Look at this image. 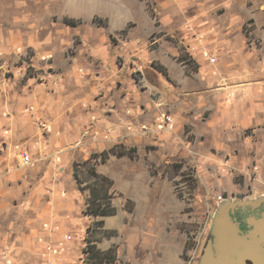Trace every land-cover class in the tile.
<instances>
[{
	"label": "rangeland",
	"instance_id": "rangeland-1",
	"mask_svg": "<svg viewBox=\"0 0 264 264\" xmlns=\"http://www.w3.org/2000/svg\"><path fill=\"white\" fill-rule=\"evenodd\" d=\"M258 9L261 29L250 14ZM107 11L108 25L93 21ZM73 15L82 22L63 23ZM16 37L19 46L8 50ZM206 48L216 62L203 57ZM68 61L78 65L76 75L65 71ZM35 87L82 110L95 105V120L132 130L88 151L89 163L77 168L80 190L73 165L86 161L76 146L86 137L65 157L29 152L34 160L23 165L28 150L3 137L5 127L0 264H55L46 245L63 239L68 264H85L88 239L114 248L118 264H199L220 202L264 195V121L242 128L220 107L226 91L234 101L242 88L264 90V0H0L1 115L12 117ZM162 109L176 118L172 132L161 127ZM32 111L26 105L19 114L35 123ZM73 116L63 123L72 133ZM112 147L131 156L110 154ZM92 171L112 181L106 201L114 215L85 213Z\"/></svg>",
	"mask_w": 264,
	"mask_h": 264
},
{
	"label": "crops",
	"instance_id": "crops-1",
	"mask_svg": "<svg viewBox=\"0 0 264 264\" xmlns=\"http://www.w3.org/2000/svg\"><path fill=\"white\" fill-rule=\"evenodd\" d=\"M262 12L263 11L261 9H258L251 11L250 13L253 16L254 22L256 24V29L263 28V23L260 20V14ZM103 14L105 15V17L103 18L107 19L108 25V18H112V15L108 11L106 13L103 12ZM64 17H75V15ZM64 17L62 19H64ZM16 38L17 39H15L13 42H9L8 50L11 51L15 47L19 46L21 39L18 37ZM35 41L36 40L32 42L35 43ZM42 49L44 51L41 53L37 52L34 55V59L39 55L44 57L46 52H50V50H52V47ZM205 50L209 49L206 48ZM215 57L217 61V56ZM58 60L62 63L60 59ZM206 60L209 61L208 59ZM67 63L69 64V66H71V68H67L65 71H73L74 75H76L78 65L73 66V62L70 61H68ZM72 67L74 68L72 69ZM230 73H232V71H230ZM28 94L29 95L25 96L21 102L14 104L11 109L13 110L12 117H3L1 113L2 111H4V108L0 105V133L6 129L5 127L7 125H9L10 129H6L7 133L3 135V137L17 138L19 141H23L21 147L27 149L28 153L40 152L41 154L48 155L52 159L59 158V154H61L62 157H65L69 153H71L70 151L73 148L71 146L77 144L76 142L78 140L80 141L82 138L86 137V140L76 146H79L82 150L87 152L84 158L87 160L90 156V153L88 152L89 150L95 149L96 152H99L100 150L104 149V142H102L104 137L107 138L109 136H114L116 138L117 136L129 134L132 130V125L129 123L128 125L115 124V126L108 127L107 124L104 123V120H99V118L95 120L93 117L94 115H96L95 105H92V109L82 110L81 105L73 103V105L71 106L68 103V100H61L60 102H58L54 99L55 97L53 98L50 94H42L41 87H35L33 90L31 89V92ZM229 94L230 93L227 91L221 93V98H224V101L221 103L220 107L224 119H227L229 122L235 123L237 124V126H240L242 128L249 126L251 123L256 124L260 121H264V90L262 88L259 89L258 87H247L242 88V90H237L234 96L236 97V99L234 101L227 100ZM257 98L262 99V102L256 103ZM247 101L249 102L247 103ZM26 105H31L33 107L32 112L34 113L31 116L35 120V123H32L31 117L29 115L20 116V110L26 107ZM124 107L125 109L127 108L128 111L132 110L126 104H124ZM112 108L113 110L116 109V113L119 114L115 105H112ZM71 110L75 112L77 110H81L83 114L79 116H73V114H70ZM71 115L75 117V122H77V125L74 126L73 133L68 129L67 126H64L63 124L64 122L68 121V118H70ZM36 119H39L41 121L42 127L37 124ZM63 126L64 129L62 128ZM59 128H62V130L59 131ZM85 132H88V136L85 135ZM92 137L94 139H91ZM84 142L86 144H84ZM9 149L10 148H6V150H2L0 152V160H2L4 157H7ZM97 170L98 172H101V169L99 170L98 168ZM12 176L14 177L16 176V174H12ZM64 240L65 239L61 240V243L59 242L60 244H55L59 248V255H52L49 253L56 259L55 264H68V260H66L68 256L64 254V251H62L63 248L61 247L65 242ZM68 254L70 255V252H68ZM79 259H82V257H79Z\"/></svg>",
	"mask_w": 264,
	"mask_h": 264
},
{
	"label": "water",
	"instance_id": "water-1",
	"mask_svg": "<svg viewBox=\"0 0 264 264\" xmlns=\"http://www.w3.org/2000/svg\"><path fill=\"white\" fill-rule=\"evenodd\" d=\"M199 264H264V195L220 202Z\"/></svg>",
	"mask_w": 264,
	"mask_h": 264
},
{
	"label": "trees",
	"instance_id": "trees-1",
	"mask_svg": "<svg viewBox=\"0 0 264 264\" xmlns=\"http://www.w3.org/2000/svg\"><path fill=\"white\" fill-rule=\"evenodd\" d=\"M93 21L98 24H102L105 26L107 25V19L98 15H95L93 17ZM63 22L70 26H76L82 22V18L64 17ZM163 73L166 74L165 71ZM129 151L117 152L115 150V147H112L109 153L116 155L117 157H121L126 154L130 155ZM107 155L108 152L106 151L102 153V162H104L107 159ZM88 163H89L88 160H86L82 163L75 162L73 165L74 177L79 185L80 190H82L83 187H82V182L80 181L78 176L77 168L86 165ZM92 174H94V176L97 179L95 183L92 186H90V197L87 202V209L85 213L88 215H92L94 217H99V216L105 217V216L114 215L116 213V208L114 206H111V203H109V201L108 202L106 201L108 199V196L106 194L107 193L106 186L110 187L112 181L109 180L106 176L97 174L94 171H92ZM98 241H99L98 239H92V240L88 239L87 241L88 245L83 250V253L86 255L85 264H118V257L115 249L108 248L103 250L98 247L97 245Z\"/></svg>",
	"mask_w": 264,
	"mask_h": 264
},
{
	"label": "built area",
	"instance_id": "built-area-1",
	"mask_svg": "<svg viewBox=\"0 0 264 264\" xmlns=\"http://www.w3.org/2000/svg\"><path fill=\"white\" fill-rule=\"evenodd\" d=\"M202 55L204 58L208 59L210 62H212V63L216 62V57L214 56V54L211 51L204 50L202 52ZM159 120L161 123V127H163L166 131L172 132L175 130L176 125H177V121H176V118L174 117V115L168 113L166 110H162L159 112ZM21 159H22L23 165H28V164L32 163V161H33L31 155L26 151H24L21 154ZM254 169L258 170V167H255ZM68 239L70 240L71 236H69ZM46 250L48 253H50L52 255H59L60 254L59 248L53 243L47 244Z\"/></svg>",
	"mask_w": 264,
	"mask_h": 264
},
{
	"label": "bare ground",
	"instance_id": "bare-ground-1",
	"mask_svg": "<svg viewBox=\"0 0 264 264\" xmlns=\"http://www.w3.org/2000/svg\"><path fill=\"white\" fill-rule=\"evenodd\" d=\"M139 180V179H138Z\"/></svg>",
	"mask_w": 264,
	"mask_h": 264
}]
</instances>
